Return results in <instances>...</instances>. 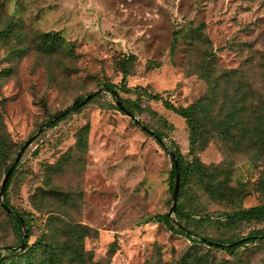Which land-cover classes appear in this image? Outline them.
Wrapping results in <instances>:
<instances>
[{
	"label": "rangeland",
	"instance_id": "1",
	"mask_svg": "<svg viewBox=\"0 0 264 264\" xmlns=\"http://www.w3.org/2000/svg\"><path fill=\"white\" fill-rule=\"evenodd\" d=\"M9 23L11 31L3 34ZM178 28L184 36L171 47ZM44 33L58 35L59 47L45 50ZM121 58L126 59L127 91L121 84ZM204 59L216 73L238 70L241 87L248 91L244 112L237 113L245 122L243 131L232 129L230 135L222 127L234 85L221 83L210 90L201 76ZM106 83L116 84L121 98L140 105L135 117L160 131L167 146L174 143L187 161L195 154L208 166L206 176H194L183 192L192 229L200 236L228 239L260 228L263 223L229 226L224 219L236 209L264 204V142L257 145L254 134L264 129V0H0V129L13 142L0 184L20 145L75 98L99 89L79 111L42 128L24 149L7 195L14 207L34 217L29 243L46 217L31 204L32 193L42 187L52 190L41 197L44 208L90 228L84 245L95 260L183 264L197 249L215 264H264V243L234 253L208 249L152 219L170 211V156L115 108ZM152 93L178 107L212 93L203 104V134L194 154L184 118L153 100ZM85 125L87 151L81 153L75 141ZM209 183L215 185L211 195ZM59 192L75 203L64 204ZM7 246L17 247L16 238L0 208L3 256Z\"/></svg>",
	"mask_w": 264,
	"mask_h": 264
},
{
	"label": "trees",
	"instance_id": "2",
	"mask_svg": "<svg viewBox=\"0 0 264 264\" xmlns=\"http://www.w3.org/2000/svg\"><path fill=\"white\" fill-rule=\"evenodd\" d=\"M11 28L12 25L9 23L6 28L2 30V33L4 34V31H11ZM197 29H195V31L198 33ZM183 30L184 29L182 28H178L172 32L171 47H174L178 40L184 36ZM191 33L194 34V30H191ZM41 44L45 50L53 51L60 45L59 36L51 33H44ZM205 56L210 61V56ZM124 60L126 59H119V63L122 67L121 84L124 86L123 89L127 91L128 88L125 82L128 72L125 68ZM208 60L204 59L202 61L201 76L209 84L210 90H215L221 83H231L234 85V99L228 102V105L224 110V122H221L222 127L225 128L226 132L230 133V135L232 134V129L243 131L245 129V122H242V120L240 121V119L238 120L237 113L244 112L243 102L247 99L248 91L241 87L243 81L238 77V70H222L221 73H216L214 69H212V66L210 65L211 63ZM216 74L218 75L215 76ZM105 88L112 93L113 97H119L123 106L133 115H135L137 111H141L140 105L136 103L135 100L121 98L118 95L116 84L106 83ZM210 96H212V93L210 95H205L203 98H200L198 101L186 107L174 106L169 100L163 98L160 93H152L150 96L153 100L161 101L166 109H169L184 118L189 130L188 140L189 152L191 154H194L196 150L195 147L202 138V122L205 112L203 104L209 100ZM82 100L83 98L77 97L75 98L73 104L66 109L65 112L62 111L52 115L53 118L57 114H60L51 122L50 126L56 125L60 120L68 115L70 111H79L90 99L80 103ZM115 108L121 113H124L117 105ZM259 129L260 131L258 133L254 132V134L256 133L255 136L257 145L264 142V129L261 127H259ZM153 132L162 139L163 134L160 131L153 130ZM246 133L247 131L244 133V136H246ZM87 134L88 126L85 125L80 128L75 141V149L81 153H85L87 151ZM21 146L22 145H20V148ZM12 147L13 142L9 140L8 136L0 129V171L2 170L5 161L9 158L12 152ZM171 150L175 154L177 160V172L179 179L176 204L171 211V214L174 213L175 218H171L168 213H162L155 215L152 219L162 224L167 230L185 236L193 245H205L208 249H219L223 252L234 253L240 249L246 248L247 246L264 243V204H257L247 208H239L225 215V224L229 226H234L238 222H254L257 224L263 223L260 228L249 230L246 234L240 237L221 239L209 236H200L196 230L192 229L189 224L191 216L184 210V204L182 202L183 192L194 176H206L208 166L204 165L195 154L191 161H187L180 152L179 147L174 143L171 144ZM23 152L24 150L21 152L20 158ZM170 159L171 169L169 172V189L172 191L175 183L176 168L173 159L171 157ZM19 160L5 184L2 201L6 206L11 208L12 211L16 212L21 217L24 225H26V230L23 234L20 219L13 212L7 213L0 206V208H2L5 212L17 244V247L11 246V249L6 247L7 250L5 256H3L0 252V264H107V260L105 262L102 260H95L92 253L85 248L84 239L89 234V227L70 219L64 213H58L50 210L49 208H44V206L41 205V197L47 192L52 193L51 189L46 191L44 188L38 187L32 193L31 204L37 212L46 214V217L43 220L37 237L32 243H29L30 237L33 234L32 221L34 217L22 208L14 207L10 203L7 195L9 184L16 172ZM12 162L4 167L5 172ZM214 188L215 185L209 183L206 186V192L211 195ZM217 189L220 190V186H218ZM58 195L62 196L64 204L70 203L71 201H74L75 203V199H71L72 196L66 194L65 192H59ZM22 242L24 243L23 247L18 248ZM115 249L116 245L115 241H113L110 245V253H114ZM182 261L183 264H215L210 260L206 253L199 254L197 249H193L192 253L186 255Z\"/></svg>",
	"mask_w": 264,
	"mask_h": 264
},
{
	"label": "water",
	"instance_id": "3",
	"mask_svg": "<svg viewBox=\"0 0 264 264\" xmlns=\"http://www.w3.org/2000/svg\"><path fill=\"white\" fill-rule=\"evenodd\" d=\"M99 89L89 92L82 100L83 103L85 101H87L88 99L92 98L96 92H98ZM115 98V103L116 105L127 115L129 116L136 124H138L143 130L147 131L151 136H153V138L159 142L163 148L166 150V152L169 154V156L173 159L175 168H176V176H175V183H174V187L172 190V203L170 206V211L168 212V215L171 216V211L174 208L175 204H176V199H177V193H178V188H179V179H178V172H177V160L175 157V154L173 153V151L171 150V148L169 146H167L164 142L163 139L159 138L154 132L153 130H151L150 128H148L147 126H145L144 124H142L136 117L135 115H133L130 111H128L122 104L121 100L119 99V97L114 96ZM65 112V111H64ZM60 114H57L56 116H54L48 123L43 124L40 128H38V130L35 132V134H33L32 136H30L21 146V148L19 149V151L17 152L13 162L11 163V165L8 167V169L6 170L4 177L1 181L0 184V206L7 212V213H11L13 212L19 219H20V223H21V229H24V222L21 219V217L14 211L11 210V208H9L8 206H6L3 201H2V194H3V189L5 187V184L8 180L9 175L11 174L13 168L15 167L16 163L18 162L21 152L25 149V147L33 140V138L42 130V128L46 127L48 124H50L55 118H57ZM24 245V243L22 242L18 248H22ZM8 249H11V246H7Z\"/></svg>",
	"mask_w": 264,
	"mask_h": 264
}]
</instances>
